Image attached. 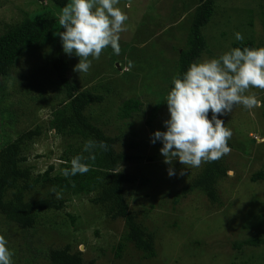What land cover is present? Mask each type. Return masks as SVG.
<instances>
[{
  "label": "rangeland",
  "instance_id": "rangeland-1",
  "mask_svg": "<svg viewBox=\"0 0 264 264\" xmlns=\"http://www.w3.org/2000/svg\"><path fill=\"white\" fill-rule=\"evenodd\" d=\"M199 2L119 0L117 6L128 16L126 30L120 34V53H115L120 60L109 64L110 54L114 52L109 46L99 59L89 58L92 63L86 73L73 71L79 57L63 51L58 34L45 48L46 54L48 50L49 54L57 51L67 58L69 76L78 88L105 95V100L97 103L91 113L98 122H106L111 134L121 136L118 149L134 156L123 161L119 169L133 178L125 183L127 201L138 219L154 233L156 256L145 257L130 242H126L122 255L116 256L115 247L126 233L125 219L107 216L103 206L93 205L89 197L78 195L66 200L61 209L40 214L38 231L27 235V242L33 243L38 259L31 257L27 248L20 249L18 258L16 242L12 236L8 238L7 246L14 252L13 264H50L45 258L48 248L68 245L74 252L81 251L85 264H264V245L235 246L249 237H264V180H251L252 174L264 169V108L261 106L264 90L250 88L246 93L256 96L259 107L248 109L237 104L230 113L219 116L225 127L231 129L233 143L230 153L222 158L228 171L217 184L215 202L199 190L182 193L205 163L186 169L176 160L172 166L177 174L170 177L169 165L164 163L159 151L162 143H151L152 134L165 129L163 122L169 113L164 98L177 71L176 49L188 39ZM48 6L52 13L60 14L46 0H0V33L7 25L21 21L25 12L34 14ZM59 31H63L60 25L55 33ZM202 32L208 50L201 54L200 60L218 58L234 48L237 32L242 34L243 41L252 40L253 47H264V0H215L214 16ZM46 57L38 49L26 50L16 61L12 78L0 76V85L4 84V89H0V144L5 142L1 138L3 130L9 131L15 140L38 124L45 129L51 109L46 102L54 100L57 104L65 97L62 82L53 70L40 69ZM35 63L39 64L34 68ZM39 70H45L47 82L29 84V80L37 78ZM24 80L28 81L26 86ZM39 94L48 100L41 104L34 100V95ZM129 97L139 98L143 102L142 110L128 119L117 118L120 105ZM155 107H158L156 118L148 124ZM132 140L138 142L136 147L130 146ZM64 142L45 130L24 150L29 156L27 163L44 171L49 164L57 162ZM182 168L184 175L179 174ZM177 195L179 199L175 203Z\"/></svg>",
  "mask_w": 264,
  "mask_h": 264
},
{
  "label": "trees",
  "instance_id": "trees-1",
  "mask_svg": "<svg viewBox=\"0 0 264 264\" xmlns=\"http://www.w3.org/2000/svg\"><path fill=\"white\" fill-rule=\"evenodd\" d=\"M46 1L52 3L60 12L70 2V0ZM49 8L50 6L45 7L44 11L40 8L34 14L25 12V17L21 21L7 25L6 29L0 33V76L11 77L12 69L19 57L26 50L34 48L47 56L46 62L42 63L43 66H40V69L50 67L62 82L65 92V97L57 104L54 100L46 102L49 103L51 109L50 119L46 121L45 129L42 124H38L35 128L20 133L15 140H12L9 131L3 130L2 132L1 138H4L5 142L0 144V235H3L6 240L12 236L16 242L15 253L18 258L20 249L25 250L26 248L28 253L30 252L29 255L36 258L33 243L27 242V235L38 231L40 214L47 210L61 209L70 197L84 195L89 197L93 205L103 206L107 216L114 219L118 217L125 219L126 233L115 247L116 256H121L126 242H130L143 251L145 257H154L157 254L155 235L138 219L136 212L130 208L127 201L125 183L132 181L133 178L119 169L123 161L132 160L134 156L119 150L116 145L121 136L111 134L107 130L106 122H98L91 113L97 103L105 100V95L78 88L69 76L67 58L58 54L57 51L49 54L48 50L46 54L45 48L50 46V40L59 26L58 14L52 13L53 9ZM214 13L215 0H200L188 39L180 49H176L178 66L172 77L177 74L182 76L189 65L200 60L201 54L208 50L207 40L202 30L213 18ZM245 46L253 47L252 40L234 43V47L241 49ZM109 58L111 65L114 60H120L114 52ZM38 64L35 63L34 68ZM113 68L115 71L119 70L115 64ZM44 71L39 70L37 78L29 80V84L47 82ZM172 77L167 93L172 87ZM27 82L24 80L23 85L26 86ZM3 86L4 84L0 85V89H4ZM34 96L33 99L39 100L40 104L48 100V97L45 98L40 94ZM142 106L143 102L139 98L129 97L120 105L117 118H131L142 110ZM261 106L264 108V99H262ZM158 107L153 108L152 115L147 121L148 124L156 118ZM209 118H211V111H209ZM45 130L63 139L65 146L57 162L49 164L44 171H38L33 164L27 163L29 156L24 150L28 144L41 137ZM90 139L104 141L108 145L107 151L100 148L93 149L94 160L88 159L89 153L83 150L85 142ZM232 143L230 139L229 147ZM137 145L138 142L133 140L130 142L132 147ZM77 155L85 157L83 162L90 166V170L83 175L65 177L64 169L70 168L71 159ZM150 160H153V156ZM227 171V165L222 159L205 163L201 172L183 188L182 193L199 190L215 202L218 200L217 184L227 175ZM251 180H264V169L252 174ZM53 187L61 194L62 199L56 198L55 193L51 191ZM178 199L179 195L176 196L175 203ZM150 211L151 209L148 212ZM23 238L26 240L24 241ZM245 245H264V237H249L235 244L238 248ZM45 258L50 264H85L81 251L74 252L69 245L64 248L49 247Z\"/></svg>",
  "mask_w": 264,
  "mask_h": 264
},
{
  "label": "clouds",
  "instance_id": "clouds-1",
  "mask_svg": "<svg viewBox=\"0 0 264 264\" xmlns=\"http://www.w3.org/2000/svg\"><path fill=\"white\" fill-rule=\"evenodd\" d=\"M118 4L119 0H70L62 8L58 20L63 31L55 34L66 54L79 57L74 72H88L92 63L89 58L99 59L109 46L114 53H120V34L126 30L128 16ZM235 38L244 39L239 32ZM250 88L264 90V47H234L218 58L194 61L182 76L172 77V87L165 98L169 113L163 122L165 130H156L151 136V143H162L159 151L169 165L170 177L177 174L172 166L176 160L187 169L215 162L230 153L232 131L219 116L230 113L237 104L248 109L259 107L254 94L246 95ZM95 148L107 151L108 145L104 141H86L83 150L89 153L88 159H95ZM84 160L83 155L74 156L63 175L87 173L90 166ZM184 168L180 175H184ZM51 191L62 199L54 187ZM7 245L0 235V264H13L14 252Z\"/></svg>",
  "mask_w": 264,
  "mask_h": 264
}]
</instances>
